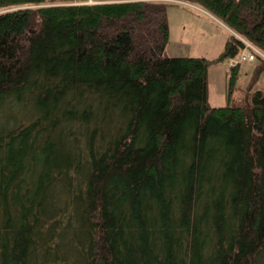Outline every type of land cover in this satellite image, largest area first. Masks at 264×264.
Here are the masks:
<instances>
[{
	"label": "trees",
	"instance_id": "16d2710c",
	"mask_svg": "<svg viewBox=\"0 0 264 264\" xmlns=\"http://www.w3.org/2000/svg\"><path fill=\"white\" fill-rule=\"evenodd\" d=\"M78 1L0 0V264H264V90L208 81L236 33L264 53V0ZM190 3L216 58L166 53Z\"/></svg>",
	"mask_w": 264,
	"mask_h": 264
},
{
	"label": "rangeland",
	"instance_id": "374dc122",
	"mask_svg": "<svg viewBox=\"0 0 264 264\" xmlns=\"http://www.w3.org/2000/svg\"><path fill=\"white\" fill-rule=\"evenodd\" d=\"M47 1L67 3V0ZM87 2L96 1L87 0ZM191 4H170L168 6L170 34L166 53L177 56L216 58L224 50L231 30L210 12ZM260 62L259 58L242 62L236 74L227 65V59L210 64L208 67L210 105L242 104L248 92L257 89L264 90V71L255 77V69ZM250 87H252L251 90Z\"/></svg>",
	"mask_w": 264,
	"mask_h": 264
},
{
	"label": "built area",
	"instance_id": "2783aa9c",
	"mask_svg": "<svg viewBox=\"0 0 264 264\" xmlns=\"http://www.w3.org/2000/svg\"><path fill=\"white\" fill-rule=\"evenodd\" d=\"M241 41H243V47L239 55L232 56L227 59V65L230 67H235L240 65L242 62L245 61H252L255 60L258 55L264 56L262 50H260L256 45H254L251 41L243 38L239 34H236Z\"/></svg>",
	"mask_w": 264,
	"mask_h": 264
}]
</instances>
